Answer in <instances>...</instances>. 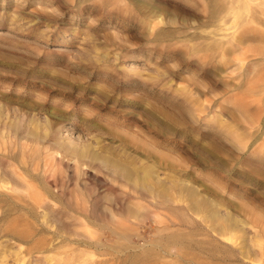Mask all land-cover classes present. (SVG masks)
Here are the masks:
<instances>
[{"label":"rangeland","instance_id":"1","mask_svg":"<svg viewBox=\"0 0 264 264\" xmlns=\"http://www.w3.org/2000/svg\"><path fill=\"white\" fill-rule=\"evenodd\" d=\"M261 1L0 0V264H264Z\"/></svg>","mask_w":264,"mask_h":264},{"label":"bare ground","instance_id":"2","mask_svg":"<svg viewBox=\"0 0 264 264\" xmlns=\"http://www.w3.org/2000/svg\"><path fill=\"white\" fill-rule=\"evenodd\" d=\"M259 2V1H258ZM262 2V1H261ZM262 3H264V2H262ZM243 5V4H242ZM239 6V5H238ZM237 6V7H238ZM248 6V5H247ZM250 8V7H249ZM217 9H219V8H217ZM244 9V8H243ZM248 9V8H247ZM262 9V8H261ZM221 10V9H220ZM262 11H264V9H262ZM216 12V11H215ZM254 123V122H253ZM256 140V139H255ZM140 179V178H139ZM146 181V180H145ZM143 183V182H142ZM136 188V187H135ZM140 191V190H139ZM134 192V191H133ZM141 198V197H140ZM143 198V197H142ZM153 199V198H152ZM147 200V199H146ZM146 202V201H145ZM167 228V227H166ZM204 233V232H203ZM176 234V233H175ZM179 234V233H178ZM176 236H177V234H176ZM175 236V237H176ZM171 244V243H170ZM145 245V244H144ZM143 249H144V247H142ZM169 249V248H168ZM198 259V258H197ZM196 260V259H195ZM200 262H201V260H200Z\"/></svg>","mask_w":264,"mask_h":264}]
</instances>
